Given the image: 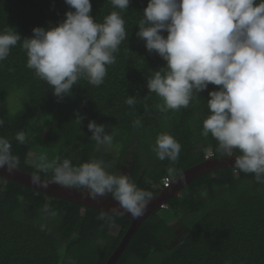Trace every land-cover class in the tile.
Returning a JSON list of instances; mask_svg holds the SVG:
<instances>
[{"label": "trees", "instance_id": "trees-1", "mask_svg": "<svg viewBox=\"0 0 264 264\" xmlns=\"http://www.w3.org/2000/svg\"><path fill=\"white\" fill-rule=\"evenodd\" d=\"M147 2L130 0L121 13L128 36L98 87L80 79L70 94L58 101L50 85L27 68L20 43L0 61V119L5 122L0 136L11 141L20 170L39 172L35 164L41 154L69 158L74 166L95 156L111 165L115 161L109 171L129 174L154 198L164 188L165 179L172 182L207 158L229 156L216 151L217 142L211 135L201 134L208 92L219 86L209 84L197 95L199 101L194 99L188 108L163 113L157 109L162 101L148 92L146 80L166 62L155 51L146 50L145 42L136 35ZM90 3V15L96 22L120 11L110 0ZM67 11L74 10L65 0H0V31L10 27L21 38L31 37L34 27L55 26ZM14 92H21L25 103L10 114L6 102ZM128 96H136L134 106L126 104ZM77 113L84 117L80 125L75 122ZM135 119L141 120V127H133ZM90 120L105 125V132L113 134L112 152L95 150L87 128ZM44 124L48 127L36 137L33 129ZM159 129L181 144L175 164L159 160L152 149L139 151L141 143L156 139ZM19 131L26 134L23 144L14 138ZM134 140H138L139 149L127 162ZM239 154L234 149L231 156ZM169 167L177 170L176 176H169ZM39 175L52 181L51 170ZM45 209L55 211L56 216ZM101 213L0 178V264H106L132 222L108 212L103 213L112 217L111 222L99 220ZM115 264H264V183L236 169L196 178L141 223Z\"/></svg>", "mask_w": 264, "mask_h": 264}, {"label": "clouds", "instance_id": "clouds-1", "mask_svg": "<svg viewBox=\"0 0 264 264\" xmlns=\"http://www.w3.org/2000/svg\"><path fill=\"white\" fill-rule=\"evenodd\" d=\"M65 3L74 11H67L65 19L55 26L34 27L31 37L21 38L10 27L0 31V61L20 43L27 68L50 85L58 101L70 94L80 79L95 87L103 84L107 66L116 63L115 54L128 36L121 13L130 0H110L120 11L110 12L103 22L90 15V0ZM136 35L145 42L146 50L155 51L166 62L146 80L148 92L162 101L157 109L163 113L188 108L194 99L199 101L197 95L209 84L219 86L208 92L201 134L211 135L218 152L232 155L238 150L234 169L253 174L256 182L264 183V0H148ZM125 102L134 106L137 98L128 96ZM83 119L76 114L77 125ZM4 123L0 119V127ZM141 126L140 119L133 121V127ZM87 128L97 152L112 147L114 137L105 132V125L90 120ZM14 138L23 144L26 134L19 131ZM152 151L159 160L175 164L181 144L170 133L160 132ZM36 160L39 172L51 170L52 182L82 188L87 198L95 200L110 193L118 203L119 208L113 209L117 214L123 210L139 218L153 197L129 174L109 171L112 165L102 158L92 156L78 166L60 155L49 160L41 154ZM19 163L11 141L0 136V169L11 175ZM39 172L31 175L30 183L46 189L48 182L41 180ZM167 172L170 177L177 175L174 167ZM45 211L56 216L55 211ZM97 219L112 221L103 212ZM44 228L41 225V230Z\"/></svg>", "mask_w": 264, "mask_h": 264}, {"label": "water", "instance_id": "water-1", "mask_svg": "<svg viewBox=\"0 0 264 264\" xmlns=\"http://www.w3.org/2000/svg\"><path fill=\"white\" fill-rule=\"evenodd\" d=\"M234 156H227L224 158H208L203 162L194 165L180 174L174 179L170 186L166 189H162L161 192L152 198L147 204L144 215L139 218H133L129 213H123V210H119L118 215L126 216L131 219V226L127 231L125 237L121 241L120 245L114 251L112 256L108 259L106 264H115L127 244L129 243L132 235L140 227L141 223L145 221L148 216L159 208H162L172 197L178 196L181 190L196 178L213 173L221 169H234ZM32 174L26 173L18 168L13 174H7L3 169H0V178L4 181H12L20 184L24 187L33 189L37 192L43 193L46 197H52L62 199L75 204H80L83 207L92 208L101 212L114 213L113 209H118V203L111 196L105 195L104 197H97L95 200L87 198L86 190L80 188H67L58 185L50 180L41 178L42 181L48 182L46 189L39 188L36 185L30 183V177Z\"/></svg>", "mask_w": 264, "mask_h": 264}, {"label": "rangeland", "instance_id": "rangeland-1", "mask_svg": "<svg viewBox=\"0 0 264 264\" xmlns=\"http://www.w3.org/2000/svg\"><path fill=\"white\" fill-rule=\"evenodd\" d=\"M24 103H25V99H24V96H23V94L21 92L12 93L10 95V97L8 98V101L6 102L8 112L10 114L11 113H17L22 108ZM47 127H48L47 124H44L42 126H39L38 128H34L33 130H36L35 136L38 137V135L39 136L42 135V133L44 132V130H46ZM159 131L164 132L161 129H159ZM32 138H33V140L36 139L35 137H32ZM34 142H36V141H34ZM154 143H155V140H152V141L147 142V143L146 142L145 143H141V148L139 149L138 140L132 141V143L130 145V148H129V153L127 155L128 157H127L126 161L129 162L128 160L133 158V154L135 152H137L138 149H139V151L141 150L144 153H145V151H148V150L150 151V149H152V146L154 145ZM120 149H121L120 147H117L116 148L117 152H119ZM113 150H114V148H113V145H112V147L110 149H108L107 152H112ZM53 152H55V151H53ZM117 152H115L116 155L118 154ZM54 156H56L54 153L51 155V157H50V155H48V159L50 160V158H53ZM114 163H115V161L112 163V166H113Z\"/></svg>", "mask_w": 264, "mask_h": 264}, {"label": "built area", "instance_id": "built-area-1", "mask_svg": "<svg viewBox=\"0 0 264 264\" xmlns=\"http://www.w3.org/2000/svg\"><path fill=\"white\" fill-rule=\"evenodd\" d=\"M169 183H170L169 180H167V179L164 180V186L165 187H167L169 185Z\"/></svg>", "mask_w": 264, "mask_h": 264}]
</instances>
